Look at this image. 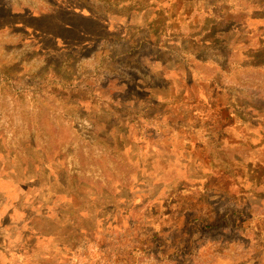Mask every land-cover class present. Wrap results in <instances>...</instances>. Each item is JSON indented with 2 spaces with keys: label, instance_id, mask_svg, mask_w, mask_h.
Instances as JSON below:
<instances>
[{
  "label": "rangeland",
  "instance_id": "obj_1",
  "mask_svg": "<svg viewBox=\"0 0 264 264\" xmlns=\"http://www.w3.org/2000/svg\"><path fill=\"white\" fill-rule=\"evenodd\" d=\"M0 264H264V0H0Z\"/></svg>",
  "mask_w": 264,
  "mask_h": 264
},
{
  "label": "trees",
  "instance_id": "obj_2",
  "mask_svg": "<svg viewBox=\"0 0 264 264\" xmlns=\"http://www.w3.org/2000/svg\"><path fill=\"white\" fill-rule=\"evenodd\" d=\"M89 12L88 15L82 11L78 14L77 11L58 7L42 17L32 13L19 16L10 12L8 20H10L9 24H12L10 27H19L24 31L32 32L33 36L51 44L54 51L63 52V49L70 46L71 41L77 43L80 37L90 36L91 31H99L100 25L105 24L97 13L91 10ZM60 42L64 48L59 47Z\"/></svg>",
  "mask_w": 264,
  "mask_h": 264
}]
</instances>
